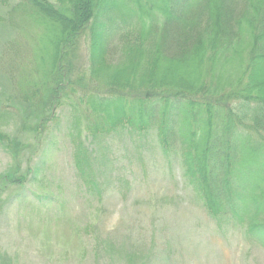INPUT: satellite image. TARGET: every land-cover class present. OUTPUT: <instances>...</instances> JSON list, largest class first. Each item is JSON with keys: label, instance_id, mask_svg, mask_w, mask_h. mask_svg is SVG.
Masks as SVG:
<instances>
[{"label": "trees", "instance_id": "trees-1", "mask_svg": "<svg viewBox=\"0 0 264 264\" xmlns=\"http://www.w3.org/2000/svg\"><path fill=\"white\" fill-rule=\"evenodd\" d=\"M120 7L117 0H21L14 7L9 20L29 35L32 58L23 54L20 62L11 43L1 60L16 96L3 102L0 95V117L15 121L10 112L20 111L22 120L0 130V148L17 165L0 176V210L9 187L39 182L41 168L30 162L48 121L67 107L75 166L89 188L101 182L83 134L92 143L154 134L166 156L180 158L208 215L264 248V0H186L179 10L163 0H132L128 12ZM84 33L91 63L76 85L63 61Z\"/></svg>", "mask_w": 264, "mask_h": 264}, {"label": "rangeland", "instance_id": "rangeland-1", "mask_svg": "<svg viewBox=\"0 0 264 264\" xmlns=\"http://www.w3.org/2000/svg\"><path fill=\"white\" fill-rule=\"evenodd\" d=\"M20 1L0 0L3 102L16 96L1 64L8 45L15 44L11 52L20 62L23 54L32 58L25 41L29 35L19 34L9 20ZM117 1L121 12L130 10L124 8L132 0ZM163 1L179 10L186 0ZM72 43L63 72L77 85L90 68L91 36L84 33ZM260 68L264 79V64ZM57 112L59 117L48 121L40 153L30 162L41 168L39 182L9 187L3 195L0 264H264V248L251 244L242 228L208 215L183 178L180 158L166 156L154 134L126 133L96 143L83 134L79 141L92 151L101 182L98 189L89 188L78 177L68 137L70 109ZM10 113L15 121L12 115L0 117V130L20 125L21 112ZM19 158V164L26 160L24 154ZM16 166L0 148V176Z\"/></svg>", "mask_w": 264, "mask_h": 264}]
</instances>
